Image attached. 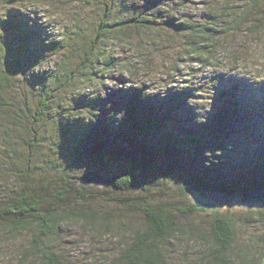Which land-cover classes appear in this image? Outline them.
<instances>
[{
    "label": "trees",
    "instance_id": "obj_1",
    "mask_svg": "<svg viewBox=\"0 0 264 264\" xmlns=\"http://www.w3.org/2000/svg\"><path fill=\"white\" fill-rule=\"evenodd\" d=\"M13 1L3 44L28 69L24 104L0 108V264H264V237L239 247L230 216L186 226L170 199L152 200L165 182L264 206V82L238 73L249 69L244 43L264 33V0H82L103 3L101 14L61 33L34 1ZM13 72L1 71V87ZM104 77L118 85L86 99ZM72 224L90 240L83 256L65 252L78 244Z\"/></svg>",
    "mask_w": 264,
    "mask_h": 264
},
{
    "label": "rangeland",
    "instance_id": "obj_2",
    "mask_svg": "<svg viewBox=\"0 0 264 264\" xmlns=\"http://www.w3.org/2000/svg\"><path fill=\"white\" fill-rule=\"evenodd\" d=\"M33 1L34 4L32 5V7H37L36 9L39 11L38 13H40V16H42V14L43 15L46 14L50 16V19H52L53 23L56 25L55 29L56 32L58 33H61L62 31H67L69 28L70 29L75 28L76 24L73 23V19L78 14H83L85 16L92 15V17H89L88 20L90 21L94 20L96 16H99L101 14L102 8L100 6L103 4L101 2H97V4H88L83 2L82 0H27L26 4L29 5ZM194 1L195 4L200 7H203L205 5V0H194ZM17 6L18 5L15 4V1L13 0H11L10 3L7 4L0 3V73L5 67L7 69L8 66H11V69L14 70L13 72L15 74L14 76L16 77L15 79L12 80V82L8 87L0 86V108H2L3 111H7L11 109L13 105H18V106L23 105L25 102L23 100L25 97L24 95L25 88L22 84L24 83L22 77L26 73V70L28 69L27 64L26 65L22 63L17 64L16 59L14 58L15 52L12 53L9 50L8 53L5 50L6 49L5 47L7 45L5 46L3 43L5 40H7L8 35L5 33L3 29L4 27L1 23L3 17H6V15L8 14L7 13L8 10L12 9V12L18 11ZM48 16H46L47 18L45 16L43 17H45V19H48L49 18ZM88 31H90V28H88ZM7 33L9 35L11 34V32H7ZM53 33L54 32H52V34ZM251 40L252 42H250V44L252 45L244 43V47H249V48L246 50L247 54H243L249 60V69H246V67L240 68L239 66L238 69L240 70L238 71V73H244L245 76H248L252 79H258L260 82H264V33H261L259 36H256L255 39H251ZM173 42L174 41H171L170 43L167 44V46L169 47L167 53L173 54L175 59L179 47L178 44L176 43L174 45H171ZM18 46L19 45L17 43V45H15V48H18ZM147 47L150 51L155 53L153 56L156 57L155 60L156 62H158L159 65L161 64V61H163V63H168L166 61L170 60L169 59L170 56L168 54L165 57L164 55L160 54L159 50H153V48H155L154 46L147 45ZM124 52H127L130 55H132L133 50L126 49ZM150 56L151 54H149L148 57ZM26 59L28 58L26 57ZM55 60H56V56L54 55L49 56V60L45 63L44 66H42V70L43 71H45V69L50 70ZM166 72H167L166 70H162L161 68H158L155 70V72H153L151 78H153L154 81L159 80V82H156L158 83L155 84L156 86L162 87L160 86L161 84H163L161 83L162 82L161 80L166 79L167 77ZM185 73L186 72H184V74ZM141 76H143L142 77L143 79L147 78V76L144 74H142ZM174 77L175 79H178L177 81L181 79L180 78L181 76H174ZM174 77H170L169 80L174 79ZM98 83L99 84H97L96 87H94L93 89L87 90L86 92H82V94H86V99L91 100L92 98L95 97V95L102 94L101 90H106L108 87L113 88L116 85H118L117 83H115V81L109 80L106 77L101 78ZM105 94L106 93H104V95ZM80 98L83 99V96H81ZM6 116L7 115L5 113L2 114L0 113V123L9 122L8 119L6 121L5 119ZM157 186L169 187L170 185L169 184L167 185V183L165 182H161L158 185L156 184L152 190L155 191L152 194V200L154 199L153 202L157 203L159 199H163L165 202H167L170 199L165 205L168 208L175 210L180 224H184L186 226L198 225L199 227L205 228L209 225L210 220L213 218L214 212L218 210L219 212L230 216L234 220L238 231L239 247L243 248L246 243L251 241L255 243L262 242V238L264 237V206L254 203L248 204L240 200H227L213 195L204 196L200 194H189L184 192L182 188L177 187V185L170 186L172 187L170 189L173 193L172 192L169 193L168 191L165 192L164 190L161 189L159 190ZM190 205L204 207L207 209V211L201 213H194V214L180 213L179 211H177V208L183 206H190ZM70 231L73 237L71 239H76L75 242L78 244H74L75 248H70V249L69 247L72 244L71 245L66 244L67 248L65 252L73 253L74 256H83L91 248L90 240L87 238H83L81 236L82 230L80 229L78 224H72ZM82 234L84 235L83 231ZM101 247L103 248V246ZM10 262L11 259L7 258L3 263L9 264Z\"/></svg>",
    "mask_w": 264,
    "mask_h": 264
}]
</instances>
